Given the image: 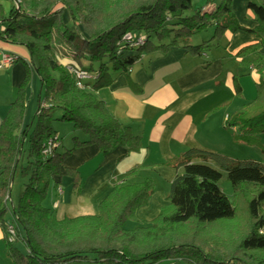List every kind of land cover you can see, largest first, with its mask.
I'll use <instances>...</instances> for the list:
<instances>
[{
    "label": "trees",
    "instance_id": "1",
    "mask_svg": "<svg viewBox=\"0 0 264 264\" xmlns=\"http://www.w3.org/2000/svg\"><path fill=\"white\" fill-rule=\"evenodd\" d=\"M65 9L81 30L65 23ZM248 10L257 21L252 29L240 24L234 0H206L200 6L195 0H15L9 15L0 9V39L25 46L31 59L18 96L0 124V224L6 229L11 264H59L90 255L100 264H264V162L258 160L199 148L185 151L173 161L179 172L168 202L149 221L138 211L148 203L155 181H130L141 166L114 186L100 203L99 214L59 218L44 204L52 180L62 177L63 163L76 148L96 144L102 155L119 146L128 152L143 148L142 138L94 91L108 84L113 72L129 74L142 55L166 53L173 45L200 56L220 46L228 32L243 29L261 38L236 54L241 65L259 75L257 96L229 113L225 124L234 130V141L258 146L259 134L264 133V0H250ZM212 28L209 39L192 43L196 34ZM54 32L67 46L54 44ZM128 33L144 36L145 43L126 40ZM69 66L86 70L95 80L93 90L88 79L79 87ZM32 68L40 78L41 93L33 122L24 126ZM240 76L233 77L238 96ZM129 85L138 90L131 76ZM57 119L72 123L86 138L74 136L73 146L64 150L54 127ZM55 135L60 148L46 156L44 144ZM24 157L22 175L29 179L9 219L11 188ZM224 176L233 185L232 197L221 188ZM81 183L76 181L79 189ZM237 197L246 203L243 215ZM9 223L15 225L26 251L7 240Z\"/></svg>",
    "mask_w": 264,
    "mask_h": 264
},
{
    "label": "crops",
    "instance_id": "2",
    "mask_svg": "<svg viewBox=\"0 0 264 264\" xmlns=\"http://www.w3.org/2000/svg\"><path fill=\"white\" fill-rule=\"evenodd\" d=\"M249 1L235 0L234 6L240 24L252 29L257 21L248 10ZM67 12V9L63 12L65 23L72 30H81L80 25L72 23ZM258 42H261V38L255 33L240 29L228 32L215 54L211 50L195 56L188 53L183 45H173L166 53L158 51L142 55L129 74L113 72L111 81L94 92L121 122L130 125L142 138L143 148L128 152L119 146L105 155L100 153L96 144L76 148L63 163L62 177L56 178L58 181L52 180L49 204H44L53 208L59 218L99 214L100 203L114 186L129 171L141 166L130 181H141L146 177L155 181L156 187L148 203L138 211L142 218L149 221L168 202L171 183L179 172L173 161L185 151L199 148L238 157L224 151L221 137L228 139L232 135L234 130L225 126L227 116L243 104L236 96L234 87V74L242 71L237 68L239 58L236 54L243 47ZM220 48L224 51H220ZM2 52L16 54L18 60L0 69V124L18 96L27 76V65L31 64L25 46L0 39V59ZM261 52L264 53V47ZM59 59L68 61L67 58ZM249 71V68L243 67L242 73ZM129 76L137 84V91L130 87ZM221 77L225 78L223 83L218 81ZM94 81L93 78L86 81L91 90ZM40 93V78L32 68L31 80L26 87L24 126L33 122ZM59 114L61 116V111ZM70 132L73 137L86 138L84 133L74 128ZM57 134L62 138L60 132L57 131ZM73 144L72 139L71 146H66L62 138L64 150ZM76 169L80 170V174ZM79 179L82 181L80 189L76 185ZM0 264H11L7 256L6 229L1 224Z\"/></svg>",
    "mask_w": 264,
    "mask_h": 264
},
{
    "label": "rangeland",
    "instance_id": "3",
    "mask_svg": "<svg viewBox=\"0 0 264 264\" xmlns=\"http://www.w3.org/2000/svg\"><path fill=\"white\" fill-rule=\"evenodd\" d=\"M254 1H258V0H254ZM205 2L206 0H195L196 6H200V4ZM14 3H15L14 0H0V9H2L4 13L9 14L11 10V6L15 5ZM234 5H235V0H234ZM212 34H213V28L209 29L208 31L200 32L195 35V37L192 39V42L195 44L198 42H203L204 40L209 39L212 36ZM54 44L67 46V43H65V41L59 39L56 32H54ZM211 50L212 52L214 51L215 54L218 52L219 49L218 47L212 46L207 50V52H211ZM220 51H224V49L222 48ZM57 58L59 59L61 57H57ZM94 66L97 67L98 64L94 63ZM243 67L244 66L241 65L240 63L237 66L238 69L242 70V71L239 70L240 71L239 73L241 75L239 77V82L242 86V95L240 96L236 95L239 97V99L243 101L242 106L250 102L252 99H254L257 96V80L259 79V76L256 73L252 74L250 68H249L250 73L243 74L242 73ZM218 81L223 83L225 81V78L221 77L220 79H218ZM59 113H60L59 110L55 111V116H59L60 115ZM54 127L62 135V138L64 139L66 146H71L73 134L70 132V129L73 130L72 123L57 119L54 121ZM221 139H222L223 149L227 154H232L238 156L239 158H249V159L258 160L260 162H264V133L259 134L260 144L258 146H249L245 143L236 142L233 140L232 135H229L228 139L227 137L225 138L221 137ZM26 164H27V159L26 157H24L15 174L14 182L11 188V198L9 199L8 202V209L10 210L6 214V218L11 219V208L13 204L17 203L20 191L22 190L24 184L29 179L28 176L22 175V165H26ZM220 185L224 193H226L229 197H232L233 185L231 181L226 178V176H224L221 179ZM49 200L50 198L48 197L45 203L49 204ZM236 203L240 214L243 215L245 213V206H246L245 201L241 197H237ZM127 225L131 227L133 226V222H128ZM13 245L17 246L22 251L27 250L22 239L16 240L13 243ZM59 264H100V262L95 259L94 255H90L88 258H83V259L59 263ZM155 264H166V261H160Z\"/></svg>",
    "mask_w": 264,
    "mask_h": 264
},
{
    "label": "built area",
    "instance_id": "4",
    "mask_svg": "<svg viewBox=\"0 0 264 264\" xmlns=\"http://www.w3.org/2000/svg\"><path fill=\"white\" fill-rule=\"evenodd\" d=\"M125 39L132 42L135 45H141L145 43L144 36H135L133 33H128L125 36ZM18 60V56L11 52H2V57L0 59V69L5 68L7 66L13 65ZM69 69L76 75L78 81V86L83 87V80L90 79L91 75L84 69L76 68L74 66H69ZM60 146V141L58 136L50 137L44 144L42 153L46 156L51 155L54 152V149ZM57 206V204H55ZM7 240L10 243H14L17 240V229L15 225L9 223L7 227Z\"/></svg>",
    "mask_w": 264,
    "mask_h": 264
}]
</instances>
